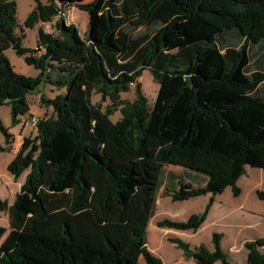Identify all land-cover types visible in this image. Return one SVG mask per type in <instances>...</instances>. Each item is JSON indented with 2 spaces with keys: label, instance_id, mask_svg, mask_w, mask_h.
I'll list each match as a JSON object with an SVG mask.
<instances>
[{
  "label": "trees",
  "instance_id": "16d2710c",
  "mask_svg": "<svg viewBox=\"0 0 264 264\" xmlns=\"http://www.w3.org/2000/svg\"><path fill=\"white\" fill-rule=\"evenodd\" d=\"M35 1L23 25L51 22L54 32L39 27L30 49L16 32L17 0H0V105L11 126L29 116L30 94L50 109L7 164L14 179L27 172L13 202L0 199V264H163L147 248L161 187L173 200L210 194L202 212L157 222L196 230L216 195H238L246 167L264 170V0ZM73 6L87 12L83 35L64 16ZM9 47L37 76L13 70ZM144 69L158 83L151 105ZM132 86L133 99L122 98ZM0 134L6 151L13 135L1 119ZM212 237L211 250L168 240L197 264H238ZM244 247L247 264H264V237Z\"/></svg>",
  "mask_w": 264,
  "mask_h": 264
},
{
  "label": "rangeland",
  "instance_id": "374dc122",
  "mask_svg": "<svg viewBox=\"0 0 264 264\" xmlns=\"http://www.w3.org/2000/svg\"><path fill=\"white\" fill-rule=\"evenodd\" d=\"M39 1L43 2L45 0ZM35 3V0H17L19 27L16 29V32L22 37L21 44L30 49L36 47V32L39 27H42L47 32H54L51 22H37L31 28L23 25V20L35 6ZM64 16L67 22L77 25L80 34H84L88 17L85 10L75 6L66 7L64 8ZM4 55L15 72L30 77L37 76L38 70L32 65H28L24 61L23 56L17 55L11 47L4 50ZM138 81L141 83L142 90L151 105L157 95L158 83L153 79L148 69L142 71ZM37 89L43 91L46 96H52L54 93V89L49 85H46V87L41 85ZM121 97L132 100L134 97L133 86L129 91L122 93ZM27 99L29 102V116L35 114L43 117L50 113V109L40 104L37 92L28 95ZM91 100L92 102L98 101L99 94H92ZM102 105L105 107L108 105V101L103 102ZM119 114V111H115L110 116L111 120L115 121L118 119ZM0 119L5 126L9 127V131L13 135L11 147L6 151H0V199L5 201L6 206H9L13 202L15 194L19 191L27 171H24L18 178L14 179L7 169V164L18 151L22 138L34 135L36 129L23 123L11 126L10 109L5 104L0 105ZM0 142H3L1 134ZM165 168L169 172L180 170L178 167L176 168L172 165ZM237 186L240 189L238 195H234L231 187L228 186L222 193L214 197L205 220L196 230L159 227L157 222L162 219L183 221L192 214L202 212L210 195L194 197L185 201L173 200L165 192L164 188L161 187L157 195L156 210L147 222L148 250L158 256L163 264H197L194 259L185 258L182 250L177 248L168 238L175 237L188 241L192 245L199 246L203 244L206 247H210L213 234L222 232L225 234L223 238L224 247L227 249L231 259L238 264H247L244 243L248 241L247 238H251L249 236L259 227L258 223L263 222L262 226L264 228V200L260 199L257 195V191L264 188V170L246 167V173L237 181ZM8 223V211L0 210V225L7 229L6 233L8 232ZM262 234H264V231ZM262 250L264 253V247ZM215 264H220V262H216Z\"/></svg>",
  "mask_w": 264,
  "mask_h": 264
},
{
  "label": "crops",
  "instance_id": "0c3cea01",
  "mask_svg": "<svg viewBox=\"0 0 264 264\" xmlns=\"http://www.w3.org/2000/svg\"><path fill=\"white\" fill-rule=\"evenodd\" d=\"M88 19V18H87ZM172 166H175V165H172ZM176 168L178 167V166H175ZM180 170L179 171H177V172H174V171H172L171 173L172 174H174V175H186V176H188L189 177V179H188V181L189 180H193V181H195V182H200L201 184H204L205 183V181H206V178L204 177V176H202V175H197V174H194V173H192V172H189V171H187V170H184L183 168H181V167H178ZM246 173V172H245ZM244 173V174H245ZM240 179V178H239ZM238 179V180H239ZM172 183V181H171V179L168 181V184H171ZM166 192V191H165ZM168 194V193H167ZM204 195H207V194H204ZM204 195H199V196H195V197H200V196H204ZM208 195H210L209 193H208ZM219 195V194H218ZM217 196V195H216ZM215 196V197H216ZM190 198H194V197H190ZM190 198H188V199H185V200H189ZM157 200V199H156ZM185 200H180V201H185ZM259 224V227H257L256 228V230L255 231H253L252 232V234H251V236H249V237H251V238H247L248 239V241H250V240H254V239H257V238H260V236H263L264 237V234H262V232L264 231V228H263V226H262V224H263V222L261 223H258ZM253 225V224H252ZM221 233V235H222V237H221V239H220V241H221V246H222V248L225 250V251H227V249H225V247H224V240H223V238H224V236H225V234L224 233H222V232H220ZM212 234V233H211ZM185 241V240H184ZM211 241V240H210ZM186 242H188V241H186ZM212 242V241H211ZM210 242V247H207L208 249H212L213 247H212V243ZM189 243V242H188ZM190 244V243H189ZM191 246H197V245H192V244H190ZM228 252V251H227Z\"/></svg>",
  "mask_w": 264,
  "mask_h": 264
},
{
  "label": "built area",
  "instance_id": "2783aa9c",
  "mask_svg": "<svg viewBox=\"0 0 264 264\" xmlns=\"http://www.w3.org/2000/svg\"><path fill=\"white\" fill-rule=\"evenodd\" d=\"M39 121V116L35 114H31L30 116H27L23 119L22 123L24 125H28L31 128L36 127L37 123Z\"/></svg>",
  "mask_w": 264,
  "mask_h": 264
}]
</instances>
